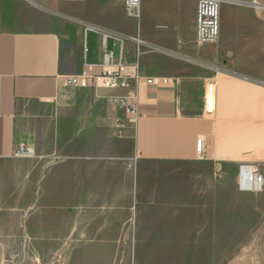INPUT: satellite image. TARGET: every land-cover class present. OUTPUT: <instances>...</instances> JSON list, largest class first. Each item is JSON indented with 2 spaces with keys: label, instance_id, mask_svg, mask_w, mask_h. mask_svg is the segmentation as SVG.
<instances>
[{
  "label": "crops",
  "instance_id": "1",
  "mask_svg": "<svg viewBox=\"0 0 264 264\" xmlns=\"http://www.w3.org/2000/svg\"><path fill=\"white\" fill-rule=\"evenodd\" d=\"M113 1L67 2L74 5L66 12L55 0H0V237L21 223L42 249L43 231L67 219L70 242L84 244L71 248L69 264L78 255L83 264H114L118 251L136 264L138 237L177 245L186 259L219 252L231 236L221 222L236 212L214 189L229 179L236 190L243 164L264 166V21L227 31L220 19L218 41L198 45V0H141L139 18L120 0L133 23L119 19ZM86 25L147 43L137 71L156 81L140 86L137 128L118 125L127 114L109 101L128 90L62 86L64 76L101 61L99 35H85ZM90 34L98 40L92 53ZM109 46L118 57L119 44ZM125 51L133 65L135 45ZM21 146L38 157H16ZM65 204L67 215L57 208Z\"/></svg>",
  "mask_w": 264,
  "mask_h": 264
},
{
  "label": "rangeland",
  "instance_id": "2",
  "mask_svg": "<svg viewBox=\"0 0 264 264\" xmlns=\"http://www.w3.org/2000/svg\"><path fill=\"white\" fill-rule=\"evenodd\" d=\"M220 19L225 23L226 30L232 31L237 26V22H247L250 20L264 21V0H221ZM256 1V2H255ZM62 11H68L74 3L55 0ZM114 10L119 19L136 22L127 16L125 8L120 0H114ZM258 6V7H257ZM261 7V8H259ZM251 12V13H250ZM230 24V25H229ZM229 27V28H228ZM235 31V30H234ZM232 34V32H231ZM235 36V35H234ZM89 50L98 49V40L93 34L88 36ZM255 166V165H254ZM236 190H233L234 183L229 179L221 181L220 188L214 189L219 196L231 201H235V220L221 222L222 231L230 232L231 236L222 238V246L219 252L208 254L194 252L186 254L181 252L177 245L163 242L158 237H151L145 242L138 237L136 242V264H197L201 257L206 258L202 264H264V191L261 193H248L239 186V179L235 181ZM223 207V205H222ZM228 207V206H227ZM63 215H67L68 205L57 206ZM42 206L43 213H51ZM232 216V215H231ZM56 224L46 228L41 240L46 247L39 249L32 243L31 238L24 234V227L19 223V232H11L0 237V264H69V252L72 247H84V244H74L68 239L69 221L67 219L55 221ZM33 223L31 220L30 224ZM129 231H132V224H129ZM235 242V245L233 244ZM65 247L58 251H49L51 246L58 247L61 244ZM80 254V253H78ZM212 256L208 261V256ZM84 256V255H83ZM83 256H77V264H83ZM199 256V257H198ZM206 256V257H205ZM132 264L127 259L126 252L115 253L114 264Z\"/></svg>",
  "mask_w": 264,
  "mask_h": 264
},
{
  "label": "built area",
  "instance_id": "3",
  "mask_svg": "<svg viewBox=\"0 0 264 264\" xmlns=\"http://www.w3.org/2000/svg\"><path fill=\"white\" fill-rule=\"evenodd\" d=\"M30 4L40 7L36 0H26ZM74 2L76 0H63ZM221 0H198L197 7V32L196 41L198 45L214 44L218 41L220 35V4ZM128 14L134 18L140 17L141 0H125ZM93 32L100 38L101 61L95 65H89L87 68L75 75L64 76L62 86L64 88H101L109 90H128L126 95L112 97L109 99L112 105L124 107L127 114L126 120H118L117 124L122 127L129 125L137 128L140 121V86L142 84L153 85L155 78L142 76L137 69L139 68V58L142 48L147 43L139 37H128L117 32L104 28L86 25L85 35ZM113 40L119 44V56L110 49L109 41ZM131 42L135 45V54L137 60L133 65L127 62L125 44ZM86 54L87 48L85 46ZM129 68L134 69V73L129 72ZM98 70V71H95ZM164 84L169 80L161 78ZM206 110L212 114L215 110V86L209 83L206 95ZM204 146L203 138L199 137L196 141V151L202 153ZM16 157L34 159L37 158L34 149L27 146H21L15 153ZM54 159H58L54 156ZM239 186L241 189L250 193H261L264 191V166L243 164L239 170Z\"/></svg>",
  "mask_w": 264,
  "mask_h": 264
}]
</instances>
